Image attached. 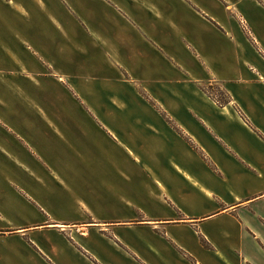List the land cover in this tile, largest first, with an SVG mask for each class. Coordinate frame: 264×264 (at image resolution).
Instances as JSON below:
<instances>
[{
	"label": "crops",
	"instance_id": "1",
	"mask_svg": "<svg viewBox=\"0 0 264 264\" xmlns=\"http://www.w3.org/2000/svg\"><path fill=\"white\" fill-rule=\"evenodd\" d=\"M0 264H264V0H0Z\"/></svg>",
	"mask_w": 264,
	"mask_h": 264
},
{
	"label": "rangeland",
	"instance_id": "2",
	"mask_svg": "<svg viewBox=\"0 0 264 264\" xmlns=\"http://www.w3.org/2000/svg\"><path fill=\"white\" fill-rule=\"evenodd\" d=\"M202 90L214 101H216V104L220 106L222 103V99H225V97H228L227 95H224V92L215 84H206L202 87ZM219 93L222 94L219 96ZM230 98L228 97L227 102L225 104H228L230 102ZM221 101V102H220ZM224 104V103H223Z\"/></svg>",
	"mask_w": 264,
	"mask_h": 264
},
{
	"label": "trees",
	"instance_id": "3",
	"mask_svg": "<svg viewBox=\"0 0 264 264\" xmlns=\"http://www.w3.org/2000/svg\"><path fill=\"white\" fill-rule=\"evenodd\" d=\"M221 95H222V94L219 93V96H221ZM227 99H228V98L225 97V99H222V101H223L224 103H226V102H227ZM220 102H221V101H220ZM221 103H222V102H221Z\"/></svg>",
	"mask_w": 264,
	"mask_h": 264
},
{
	"label": "built area",
	"instance_id": "4",
	"mask_svg": "<svg viewBox=\"0 0 264 264\" xmlns=\"http://www.w3.org/2000/svg\"><path fill=\"white\" fill-rule=\"evenodd\" d=\"M240 23L244 26V22H243V20L240 19Z\"/></svg>",
	"mask_w": 264,
	"mask_h": 264
}]
</instances>
